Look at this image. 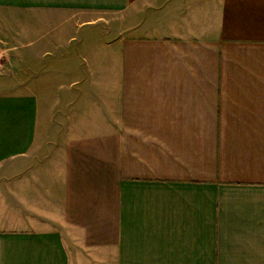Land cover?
<instances>
[{"label":"crops","instance_id":"crops-1","mask_svg":"<svg viewBox=\"0 0 264 264\" xmlns=\"http://www.w3.org/2000/svg\"><path fill=\"white\" fill-rule=\"evenodd\" d=\"M0 75V264H264V0H0Z\"/></svg>","mask_w":264,"mask_h":264},{"label":"rangeland","instance_id":"rangeland-1","mask_svg":"<svg viewBox=\"0 0 264 264\" xmlns=\"http://www.w3.org/2000/svg\"><path fill=\"white\" fill-rule=\"evenodd\" d=\"M45 32V30H44ZM33 67L34 66H40L41 64H31ZM26 75H21L20 77H17L18 78V81L19 79H22V78H25ZM32 76V75H31ZM39 77H36L37 80H34V84L36 85L37 83H43L45 84V74L44 75H38ZM32 77L29 78L28 76V79L27 81L30 82V79ZM16 81V75H0V87L2 86V88H4L3 86L5 85H8L10 82H15Z\"/></svg>","mask_w":264,"mask_h":264}]
</instances>
